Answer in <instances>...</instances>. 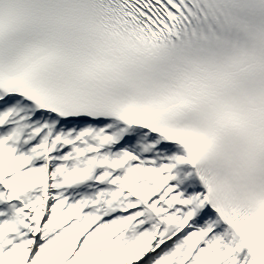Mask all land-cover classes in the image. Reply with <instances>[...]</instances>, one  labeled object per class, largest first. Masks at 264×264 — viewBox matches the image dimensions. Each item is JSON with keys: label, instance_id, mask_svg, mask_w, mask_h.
<instances>
[{"label": "snow or ice", "instance_id": "snow-or-ice-1", "mask_svg": "<svg viewBox=\"0 0 264 264\" xmlns=\"http://www.w3.org/2000/svg\"><path fill=\"white\" fill-rule=\"evenodd\" d=\"M0 264H264V0H0Z\"/></svg>", "mask_w": 264, "mask_h": 264}]
</instances>
